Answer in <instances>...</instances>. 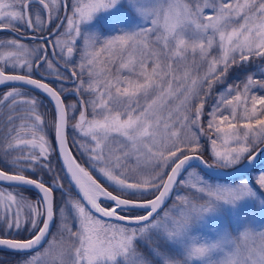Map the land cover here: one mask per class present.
<instances>
[{"label":"snow or ice","instance_id":"snow-or-ice-1","mask_svg":"<svg viewBox=\"0 0 264 264\" xmlns=\"http://www.w3.org/2000/svg\"><path fill=\"white\" fill-rule=\"evenodd\" d=\"M118 2L0 0V247L20 264H264V228L201 232L223 208L264 195V171L222 185L190 170L196 160L235 171L264 155V95L251 90L264 79L227 83L233 68L264 61V0H128L138 30L82 31ZM217 84L213 139L202 121Z\"/></svg>","mask_w":264,"mask_h":264},{"label":"rangeland","instance_id":"rangeland-1","mask_svg":"<svg viewBox=\"0 0 264 264\" xmlns=\"http://www.w3.org/2000/svg\"><path fill=\"white\" fill-rule=\"evenodd\" d=\"M140 25H141V19L136 14L133 7L128 3V0H119V2L111 9L102 12L98 11L97 17L92 18L89 22L86 23L83 32L95 33L100 38V40H103L106 38L114 37L116 35H122L125 33H130L132 31L138 30ZM83 47H84V42L83 39H81L78 47V52L76 54L77 60L80 59V52L83 50ZM189 55L191 54L189 53ZM85 79H87V76H85ZM225 87L226 85L217 84L205 106V115L202 123L205 133L211 134V137L213 139L216 138L217 134H215L213 130L208 129L207 127V121L208 119H210L208 113L211 111L214 102L220 99L219 93L223 92ZM258 88L259 87L257 86H253L251 90L255 92V94L260 95L259 91L257 90ZM237 111L239 113L242 112L243 109L238 108ZM88 115L89 117L91 116V109H89ZM225 127H227V124H225ZM69 129H70V134L72 136L73 130L71 124L69 125ZM201 141L204 148L207 149L205 153L209 157V160H211L210 159L211 140L209 139V135L206 134L202 136ZM73 149L77 151L76 146H73ZM193 169L198 170L197 168H192L190 170ZM258 171H264V161L263 164L259 167V169L251 172L246 177L248 178L254 177ZM185 178H187L186 173H185ZM211 180L213 183H218L222 185L232 184L237 181V180L228 181V180H214V179ZM253 183H255L254 180ZM60 199L61 197H59V200H57L56 202L57 204L60 203ZM259 201H264V195L258 197L257 201H250V200L242 201L241 203L238 204L235 210L231 208H223L218 216L209 219L208 223L201 229V232L205 236H211L213 235L212 229L225 225L228 226L230 229L242 228L245 226V224L257 230L264 228V202H259ZM241 217L243 218V220L240 219ZM55 230L56 228L54 226L53 231ZM17 264H20V261Z\"/></svg>","mask_w":264,"mask_h":264},{"label":"trees","instance_id":"trees-1","mask_svg":"<svg viewBox=\"0 0 264 264\" xmlns=\"http://www.w3.org/2000/svg\"><path fill=\"white\" fill-rule=\"evenodd\" d=\"M253 76L257 80L264 79V61L260 60L259 58H253L250 63H247L245 67L243 68H233L229 75L227 76V82L229 84L237 85L240 89L243 87V82H246L247 76ZM258 87V86H257ZM258 91L261 95H264V89L258 88ZM42 104L44 105V108L49 109L48 105L44 104L42 101ZM44 109H41L43 111ZM50 115V114H49ZM49 135L51 137L52 135V129L49 130ZM204 158L209 160L207 154H204ZM54 159V160H53ZM54 165L58 167L55 154L52 158ZM256 170V169H255ZM47 179V177H45ZM5 253L3 251H0V263L2 260H4ZM3 263V262H2Z\"/></svg>","mask_w":264,"mask_h":264},{"label":"water","instance_id":"water-1","mask_svg":"<svg viewBox=\"0 0 264 264\" xmlns=\"http://www.w3.org/2000/svg\"><path fill=\"white\" fill-rule=\"evenodd\" d=\"M26 87H28V86H26ZM36 92H38V91H36ZM38 93H40V92H38ZM40 94L43 95L44 97H46L43 93H40ZM54 139H55V136H54ZM57 156H58V153H56V157ZM263 157H264V155H260L252 164H248L247 162H245L244 167H240L238 170H235V171L232 169L224 170V169L204 168L202 165H200L199 161H196V160L191 161V164H192V166L199 167L203 172H205L206 174H208L211 177L219 178V179H232V178H239V177L245 175L249 170H251L258 163H260V161L262 160ZM58 162H59V160H58ZM0 249L10 251V250H8L6 248H2V247H0Z\"/></svg>","mask_w":264,"mask_h":264},{"label":"flooded vegetation","instance_id":"flooded-vegetation-1","mask_svg":"<svg viewBox=\"0 0 264 264\" xmlns=\"http://www.w3.org/2000/svg\"><path fill=\"white\" fill-rule=\"evenodd\" d=\"M85 2H86V0H85ZM61 4L63 5V0H61ZM35 7H39V5H36ZM96 14L97 13L93 14V16L96 15ZM18 27L23 28V25H18ZM81 27H82V25H81ZM3 35L4 36H11V35H13V33L5 32ZM32 35H33L32 32L27 31L25 29V32H24L23 36L31 37ZM21 39H22V42L27 43L29 45V47H35L37 43H40V41H33L31 38H21ZM77 52H78V47H77V50H76V54H77ZM8 71L10 72L11 69H8ZM35 75H36L37 78H39V76L37 74H35ZM49 82L50 83H55V80H49ZM5 90H6L5 87L0 88V92H3ZM67 99H68V103H72L75 100V99H71L70 96ZM5 121H6V116H0V137H2L6 133V128L7 127L5 126Z\"/></svg>","mask_w":264,"mask_h":264}]
</instances>
